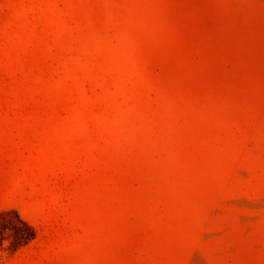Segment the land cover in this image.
Listing matches in <instances>:
<instances>
[{"label": "rangeland", "instance_id": "374dc122", "mask_svg": "<svg viewBox=\"0 0 264 264\" xmlns=\"http://www.w3.org/2000/svg\"><path fill=\"white\" fill-rule=\"evenodd\" d=\"M5 264H264V0H0Z\"/></svg>", "mask_w": 264, "mask_h": 264}, {"label": "trees", "instance_id": "16d2710c", "mask_svg": "<svg viewBox=\"0 0 264 264\" xmlns=\"http://www.w3.org/2000/svg\"><path fill=\"white\" fill-rule=\"evenodd\" d=\"M37 229L16 207L0 209V264L29 245Z\"/></svg>", "mask_w": 264, "mask_h": 264}]
</instances>
